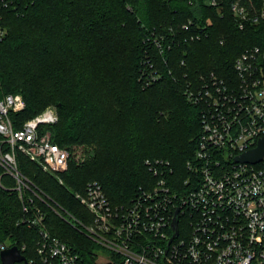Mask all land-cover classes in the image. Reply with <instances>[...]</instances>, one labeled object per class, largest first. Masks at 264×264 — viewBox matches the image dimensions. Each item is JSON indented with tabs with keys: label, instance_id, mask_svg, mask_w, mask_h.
Wrapping results in <instances>:
<instances>
[{
	"label": "trees",
	"instance_id": "obj_1",
	"mask_svg": "<svg viewBox=\"0 0 264 264\" xmlns=\"http://www.w3.org/2000/svg\"><path fill=\"white\" fill-rule=\"evenodd\" d=\"M211 1L16 0L5 11L0 87L27 104L10 117L21 129L54 106L60 120L40 131L49 130L70 151L64 184L21 153L19 169L68 213L62 218L49 205H33L80 264H100L96 253L104 248L77 226L92 216L73 193L98 181L113 205L127 204L151 178L148 159L169 161L174 175L185 177L202 129L201 109L186 96V85L211 71L234 79L238 55L254 46L264 50V20L240 28L232 10L238 0ZM254 2L261 8L262 0ZM147 63L162 78L144 88L139 72ZM23 215L18 191L0 188V253L3 244L26 245L31 260L39 234L21 224Z\"/></svg>",
	"mask_w": 264,
	"mask_h": 264
},
{
	"label": "built area",
	"instance_id": "obj_2",
	"mask_svg": "<svg viewBox=\"0 0 264 264\" xmlns=\"http://www.w3.org/2000/svg\"><path fill=\"white\" fill-rule=\"evenodd\" d=\"M14 1L0 0V44L8 34L5 11ZM232 10L240 28L249 20H264V0L261 8L254 0H238ZM234 69V79L211 71L186 85V96L201 109L202 129L185 177L178 179L169 161L148 159L151 178L127 204L113 205L98 181L73 193L92 216L90 224L77 221V226L111 253H96L100 264H264V158L254 164L237 161L264 137V50L246 49ZM161 78L153 64L139 72L144 88ZM26 108L21 94H4L0 87V164L22 200L21 224L39 234L28 264H80V255L49 232L45 212L33 205H49L62 218L66 211L26 177L17 162L21 153L64 184L61 174L71 164L70 151L54 143L49 130L40 131L58 123L57 110L48 107L17 129L10 114ZM0 188L8 189L1 179ZM177 212L179 235L173 240ZM10 247L3 244L1 251ZM26 249H20L23 255Z\"/></svg>",
	"mask_w": 264,
	"mask_h": 264
},
{
	"label": "water",
	"instance_id": "obj_3",
	"mask_svg": "<svg viewBox=\"0 0 264 264\" xmlns=\"http://www.w3.org/2000/svg\"><path fill=\"white\" fill-rule=\"evenodd\" d=\"M263 158H264V137L259 141L257 148L243 153L242 155L237 157V161L254 164L260 162ZM178 223H179V218L177 212L173 223L174 225L173 230L175 232L173 240L179 235ZM0 259L2 264L29 263L26 256L21 253L18 246H12L6 250L1 251Z\"/></svg>",
	"mask_w": 264,
	"mask_h": 264
},
{
	"label": "rangeland",
	"instance_id": "obj_4",
	"mask_svg": "<svg viewBox=\"0 0 264 264\" xmlns=\"http://www.w3.org/2000/svg\"><path fill=\"white\" fill-rule=\"evenodd\" d=\"M49 108H53V109H56L54 106H48ZM47 107V108H48ZM6 170L3 168V166L0 164V179L2 180V184H3V186L4 187H7L8 189H6L7 191H14L12 188H14L15 186H14V183L13 182H11V181H4V179H5V175H3L4 174V172H5ZM5 190V191H6ZM16 191V190H15ZM64 214L66 215V216H69L68 215V213L67 212H64ZM89 224V223H88ZM97 253L99 254V255H101V256H103V257H107V256H109L111 253H110V251L109 250H107V249H102V250H97Z\"/></svg>",
	"mask_w": 264,
	"mask_h": 264
}]
</instances>
